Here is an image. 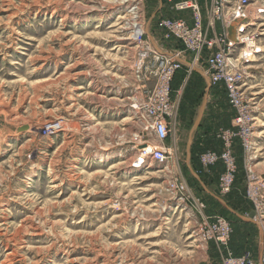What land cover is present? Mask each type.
<instances>
[{"label":"rangeland","instance_id":"rangeland-1","mask_svg":"<svg viewBox=\"0 0 264 264\" xmlns=\"http://www.w3.org/2000/svg\"><path fill=\"white\" fill-rule=\"evenodd\" d=\"M180 1L0 0V264L259 263L255 224L212 190L245 217L255 211L264 230V135L249 132L257 118L264 130V36L263 53L245 64L243 96L224 83L209 92L191 148L209 193L188 166L207 89L201 69L173 79L164 144L131 108L142 60L133 25L153 41ZM198 1L206 16L211 0ZM145 144L171 154L138 172ZM207 155L218 159L204 164ZM218 219L231 228L224 242Z\"/></svg>","mask_w":264,"mask_h":264},{"label":"built area","instance_id":"built-area-1","mask_svg":"<svg viewBox=\"0 0 264 264\" xmlns=\"http://www.w3.org/2000/svg\"><path fill=\"white\" fill-rule=\"evenodd\" d=\"M205 8L206 16L198 0H181L176 3L174 11L188 12L190 18H163L156 38H152L156 43L145 39V25L140 22L133 25L130 37L141 48L142 60L136 70L140 81L136 89L139 96L135 97L131 108L140 120L141 117L145 120V130L154 134L163 144L170 132L168 119L173 116L177 107V101L172 97V82L179 71L184 68H200L211 87L224 83L231 97L239 94L243 96L241 88L248 83L247 71L250 67L245 64L255 62L263 53L261 41L264 36V0H211ZM173 43H180L183 49H175ZM150 83H154V86L148 89L147 85ZM245 119L241 116L238 121L243 123ZM170 154L171 151H166L161 146L151 150L139 149L135 167L156 162L166 163ZM217 159L216 155H207L203 157V163H213ZM234 168L232 162L229 169ZM225 185L228 186L229 181H224ZM179 190L183 191L185 188L179 187ZM212 229L221 242L231 232L230 225L223 219H218ZM226 264L258 263L248 255L229 259Z\"/></svg>","mask_w":264,"mask_h":264},{"label":"crops","instance_id":"crops-1","mask_svg":"<svg viewBox=\"0 0 264 264\" xmlns=\"http://www.w3.org/2000/svg\"><path fill=\"white\" fill-rule=\"evenodd\" d=\"M174 17L175 18H186V19H188V18H190V14L188 12H177V15L174 16ZM157 34H158V31H156V36H157ZM173 47L175 49H179V50L183 49V47H182V45L180 43H173ZM188 59H190V57H188ZM193 69H195V68L193 67ZM195 71L205 80L206 85H207L205 101H204L203 106L201 108L200 114H199V116L197 118V121L200 119V124H201V122L203 120V117L205 115V110L207 109L208 104H209V100H208L209 99V92L211 91L212 87H209V83L207 81V78H206L205 74L202 72V70H195ZM200 124H199V127H200ZM199 127L197 129H195V130L193 129L194 131H192V133H191V136L193 137V143H194L195 134H196L197 130L199 129ZM191 136H190V138H191ZM193 143H192V145H193ZM199 182L201 183L203 188L209 193L210 190L207 188L205 183L203 181H199ZM216 191H217V188L212 190V192H214V194H215ZM225 206L227 207L228 205L226 204ZM228 207H230V206H228ZM231 209L234 212H231L229 209L228 210L231 213H233L240 221L245 222V223H249V224H255V240L260 245V250H259V253L257 255L258 262H259L258 264H262V243H263V239H264V230H263V228L259 225L258 222H256V219H255V221L247 219L250 214L248 215V217H245V216L237 213L233 208H231Z\"/></svg>","mask_w":264,"mask_h":264},{"label":"water","instance_id":"water-1","mask_svg":"<svg viewBox=\"0 0 264 264\" xmlns=\"http://www.w3.org/2000/svg\"><path fill=\"white\" fill-rule=\"evenodd\" d=\"M208 81V80H207ZM209 83V81H208ZM209 87H211L210 83H209ZM200 124V119L196 122L194 130L197 129L199 127ZM21 130H26V128H22ZM193 130V131H194ZM192 143H193V137L191 136L190 140H189V144H188V166L191 170V173L194 175L195 178H197L199 181H202L201 178L199 177V175L197 174L196 171V167L191 163V147H192ZM214 196L224 205H226L225 201L221 198V194L220 192L217 190L214 194ZM227 208L231 211L234 212L230 207L227 206ZM257 216V213L255 211L251 212L249 217L247 219L249 220H255Z\"/></svg>","mask_w":264,"mask_h":264},{"label":"bare ground","instance_id":"bare-ground-1","mask_svg":"<svg viewBox=\"0 0 264 264\" xmlns=\"http://www.w3.org/2000/svg\"><path fill=\"white\" fill-rule=\"evenodd\" d=\"M250 68V67H249ZM247 84H245L242 88H241V93H242V90H243V88L246 86ZM242 95H243V93H242ZM257 110V109H256ZM258 111V110H257ZM252 113H254L253 112V110H252ZM258 120H257V123H256V125L255 124H253L252 125V127H251V129L249 130V132L250 133H252V136L254 137L255 136V138H256V136H258V137H260V136H263L264 135V130H260V132L257 134L256 132H257V127H259V122L261 121L259 118H257ZM252 121H255V118H253L252 119ZM249 123L250 122H246V125H249ZM258 124V125H257ZM255 125V130L253 129V126ZM62 130V126L60 125L58 128H57V131L56 132H59V131H61ZM254 133H255V135H254ZM145 148H147V149H149V150H151V149H153L154 147H152V145H149V146H146V144L144 145V146H141V149H145ZM150 164H148L147 166H149ZM146 166V165H145ZM145 166H142V167H136L137 168V170H138V172L140 171V170H142ZM146 166V167H147ZM135 171V170H134ZM133 172V171H132ZM135 173V172H134ZM133 174V173H132ZM54 187H57V186H54ZM58 188V187H57ZM252 190V189H251ZM261 221V220H260ZM261 223V222H260Z\"/></svg>","mask_w":264,"mask_h":264}]
</instances>
